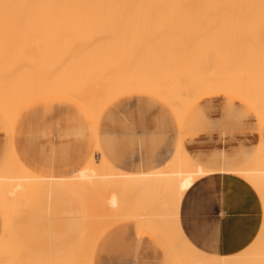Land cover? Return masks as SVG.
Instances as JSON below:
<instances>
[{"label": "crops", "instance_id": "obj_1", "mask_svg": "<svg viewBox=\"0 0 264 264\" xmlns=\"http://www.w3.org/2000/svg\"><path fill=\"white\" fill-rule=\"evenodd\" d=\"M219 94L230 98V106L233 100L237 101L226 93L213 95ZM39 102L26 107L13 128L12 147L24 167L20 169V177L2 181L0 204H4L5 213L0 251H3L4 264H29V259L36 257L32 253L24 254L25 250L36 248L30 244L32 238L27 239V214L34 213L40 219L48 211H67L73 206L80 207L99 232L88 248L92 250L89 253L92 261L88 260L87 264H172L168 250L191 249L208 256L229 257L245 249L264 248V232L261 231L264 204L260 195L239 175L220 173L222 160L209 154L224 151L231 157L241 149H256L260 141L264 144V123L260 134L236 136L223 143L214 131L211 137L202 134L192 144L185 145L186 133L197 124L196 106L182 120L178 138L177 123L170 111L146 96H124L115 100L103 110L97 124L67 99ZM219 121V116H213L212 126L216 128ZM0 130L7 137L2 148L3 137L0 136L1 162L10 142L1 117ZM96 147L119 171L157 175L164 170L165 177L154 179L166 181V186H181L179 210L168 215L172 218L168 228L180 234L179 237L167 240L160 232L153 241L141 234L138 237L133 225L121 224L131 220L111 227L105 224L104 219L116 213L108 208L109 198L114 201L116 194H109L106 187H117L120 182L114 178L75 176L87 169ZM179 150L182 159L178 162ZM257 180L264 182V178ZM135 183L141 185L140 178ZM68 186L73 190L67 191ZM94 187L100 190V201L88 199L83 193ZM172 200L178 201V195H172ZM0 217L2 219L1 213ZM141 230L148 236L155 234ZM81 261L74 259L75 263Z\"/></svg>", "mask_w": 264, "mask_h": 264}, {"label": "bare ground", "instance_id": "obj_2", "mask_svg": "<svg viewBox=\"0 0 264 264\" xmlns=\"http://www.w3.org/2000/svg\"><path fill=\"white\" fill-rule=\"evenodd\" d=\"M257 16L264 17V0H0V117L5 121L10 137L9 150L0 162V193H3L2 181L20 177V169L24 167L14 153L12 133L19 114L26 107L45 99H67L94 122V105L102 103L106 107L130 94H149L169 106V99L162 94L174 82L162 77L160 71L170 67L175 56L185 55L192 57L193 61L192 53L196 54L204 47V52H207L209 48L206 46L210 44L216 50L215 41L220 38L229 40L232 37L234 42L231 41V46L234 49L230 48L234 61L238 58L242 61L241 56L252 54L251 66L248 63L250 67L246 64L244 66L247 67L241 66V70L232 69V76L214 70L204 78L190 79L186 95L197 102L203 96L228 92L247 103L262 127L264 55L260 54H264V39L258 40L255 32L254 37L247 33L245 37L252 36L253 44L245 43L247 38L243 40L244 33L242 35L235 29L226 37L227 32L222 26L226 22L240 25L254 23ZM238 37L245 44L242 45L243 41H239ZM203 40L208 43L200 44ZM45 54L49 55V60L41 59L40 55L46 57ZM33 62L34 66L29 64L32 66L26 67L27 63ZM65 82L68 84L63 85ZM255 83L259 85L257 88H254L257 85L252 86ZM92 93L97 96L91 98ZM97 149L99 158L94 155L87 169L103 168V171H91L90 174L118 179L121 187L114 186L117 190L109 187V194L115 193L116 196L114 201L109 198L108 204L115 212L119 210L133 219L136 210H143L140 208L142 202L138 207H135L136 202L128 203L129 196L137 198L139 185L135 183L136 179L140 178L142 185L148 183L152 175L119 171L109 163L100 148ZM181 155L179 150L176 155L178 162L182 159ZM239 155L264 160V144L260 141L257 150L241 149ZM66 190H73V187L68 186ZM84 195L91 200L101 196L95 191ZM119 195H123V202L118 201ZM160 202L153 208L154 212L164 207ZM0 213L4 230V204H0ZM136 225L148 231L153 229L148 221L142 219ZM247 250L229 257L215 256L213 264H254L256 259L264 258V248ZM181 260L184 264V257ZM194 260L193 255L188 257L189 264H194ZM0 264H4L3 251H0ZM29 264L79 263L71 257L50 260L35 257L29 259Z\"/></svg>", "mask_w": 264, "mask_h": 264}, {"label": "rangeland", "instance_id": "obj_3", "mask_svg": "<svg viewBox=\"0 0 264 264\" xmlns=\"http://www.w3.org/2000/svg\"><path fill=\"white\" fill-rule=\"evenodd\" d=\"M249 19H251V17ZM263 22H264V17L257 16V18L254 19V23H244L240 25L237 23H227L226 22L222 26L224 27L223 29L224 32H227L226 37L228 35L230 36L229 32H231L232 30L238 29L242 35L245 34L243 38L244 41L247 38L246 39L247 42L245 43H248V42L251 43L253 39L251 37L252 36L254 37L255 33H256L255 37H257L258 40L264 39ZM247 33H249L248 35L250 34H253V35L245 37ZM177 38H181V37H177ZM238 38L235 39L237 44H238L237 42ZM229 40L228 38L217 39L215 41L217 43L216 45L218 46L216 50L215 48L212 49L211 44L209 45V47L206 46L207 49L208 48L210 49L211 47V50L208 49L207 52H204L205 47H204V50L202 49L203 51L198 50L200 52L196 54L200 55L199 58H197L198 56H195L196 54L192 53L193 58H195L193 59V61L196 60L198 64L196 63V61H195L196 64L195 63L190 64L191 62H193L190 59L192 57L189 58L188 56H185V55H178L171 59L170 67L160 71V75L162 77L168 78L172 82H174L173 84L170 85V87L166 90V92L162 94V96L167 97L169 99V102H170L169 106L166 103H164L162 100L152 95H149V94L147 95L143 93V94H132V95H126V96H134V95L146 96L156 101L158 104H161L165 108H167L170 111V113L173 115L177 123L178 136H179L178 138H180L181 136L180 130H181L182 120L186 118L187 116H189L191 114V111L196 106V113L198 115L197 124L192 129H190L189 132L186 133L185 145L192 144L195 141V138H197L199 135H202V134L211 137L214 131L218 133L219 142H223V143H226L234 139L236 136H244L249 133L260 134L261 126L259 125L254 112L247 105V103L244 102L243 100L236 97L237 101L233 100V105L230 106V98L224 94L210 95L207 97L203 96L197 102L191 101L186 95L187 81L190 79L204 78L207 74L213 73L214 70L220 71V73L222 74L232 76V69L239 68L241 70L242 68L241 66L245 67L244 65L246 64L248 66V63H250L251 61L250 56L252 57V54L247 53L248 58L246 56H241L243 62L246 59L247 61V62L245 61L246 63L239 61V58L234 61L233 51L230 48V47L233 48V46H231L232 44L231 41H233L232 37H229ZM239 41H241V38H239ZM244 41L242 42V45L245 44ZM207 43H208L207 40H203L200 44L206 45ZM249 47L251 46L249 45ZM208 52H210L211 54ZM260 55L263 56L264 54H260ZM42 56L40 55L41 59H46V58L48 60L50 59L49 55L47 54H45L46 57H44V55ZM243 57H246V58L243 60ZM237 61L240 62V64L237 63ZM233 62H236V64L234 63L233 68H232ZM33 63H27V65L26 64H23V65H26V67L27 66L30 67L32 65L33 66L35 65V63L34 64ZM29 64H32V65H29ZM250 66H251V63H250ZM56 72H60V71L56 70ZM4 74H7V73L4 72ZM67 84L68 82L63 83V85H67ZM256 85L257 84L255 83V85L253 84L252 86L254 87ZM258 86L259 85H257L254 88H257ZM225 93L231 95L228 92H225ZM95 96H97V94L92 93L91 98ZM104 107H105V104H102V103H99L96 106L94 105L93 112L95 114L94 116L95 124H97L99 115L102 112V110L106 108ZM213 116H219L220 118V121L218 122V125L216 128L212 126L211 118ZM1 132L2 131L0 130V136L3 137V140H2V148H3L5 146L7 137L5 134ZM178 143H179V140H178ZM258 148H259V144L256 149H252V150H257ZM239 152L240 150L231 157L228 156L224 151H213L209 154L217 155L218 161L222 160V168H221L220 173L230 172V173H234L242 177L244 180H246L250 185H252L256 189V191L260 195L262 203L264 204V182L257 180L260 178H264V160L261 159L260 161H257L256 157L254 156H251L250 158H245L239 155ZM94 155L96 158L98 157L97 147H96ZM103 170H104L103 168H99V169H86L85 168L77 173V177L95 178L98 176L95 174H90V172L91 171L100 172ZM100 176L107 177L106 175H100ZM205 176H207V174ZM163 177H165L164 170L157 175H152L151 178L148 180L149 184L146 183V184L139 185L138 188L136 189L137 193L135 196L137 198L139 197L138 200L137 198L134 199L132 198V196H129L130 202L128 203L136 202L135 204L136 205L138 204V205L137 206L135 205V207L140 206L139 204L142 202V205L140 206V208H143V210L142 209L136 210L137 212L133 215V219L130 215L124 214L123 212L116 210L115 214H111L106 217L108 219L105 220V224L111 227L119 222L127 221V220L134 221L135 223L138 224V222H140V220L142 219V220L148 221L152 225L153 229L151 232L155 233L153 236H148L143 230H141L142 228L138 227V225L136 227L134 222L130 221L129 223L125 222L121 224L133 225L135 227L138 237H139V234H141L142 236L148 237L152 239L153 241L158 238L156 235L160 236L159 235L160 232L163 233V237L164 238L166 237L167 240H169L171 237H179L180 234L178 235L172 229L168 228L172 224L171 222L172 218L168 217V215L170 216V212L172 211L179 210V205L181 202L179 195L182 192L181 186H168V185L166 186V181L164 180L157 181L154 179V178H163ZM109 187L115 188L114 186H110V185L107 186L106 188L109 189ZM118 187L120 188L121 186H117V188ZM93 191L100 193V190H97L96 188L92 190H85L83 193H88V192L90 193ZM172 195L173 197L174 195H178L179 200L178 201L172 200ZM96 199L100 201V198L98 196L96 197ZM117 199L120 202L124 201L123 195H119ZM158 200H162L161 202L164 207L161 210L159 211L156 210V212H154L155 209L153 208H155L156 204L160 202ZM151 206L153 210L151 209ZM108 208L110 210L113 209L109 205H108ZM26 217L28 218L25 223L27 226L26 230L28 232V234H26L28 236L27 239L29 240L32 238L33 242H30V241L29 242L34 247L36 246V248L25 250L24 251L25 255L27 253H32L36 257H43L46 260L47 259L50 260L51 258H54V257L57 259L71 257L73 260L74 259L82 260L80 264H87L88 260L92 261V256H89V253L92 250L88 248H90L91 245H93L92 242L95 241L94 236L95 235L97 236L99 232L97 231V227L93 226L92 220L89 218H86V215L80 210V207L73 206V207H70L69 210L67 211L56 209L54 210L53 213L48 211L45 213V216L44 217L42 216L40 219L38 218V215L34 213L27 214ZM1 223H2V219L0 217V232H1ZM98 227H101V224ZM1 235H4L3 231ZM26 244L28 243L26 242ZM247 251L249 252L255 251V249H249ZM167 254L169 255L170 258H172V264H181L182 257H184V264H189L188 257L190 255H193L195 257L194 264H213V260H215V256H208V255L201 253L198 250H191V249L182 250V251L168 250ZM263 263H264V258L262 257L259 260L256 259V262L254 264H263Z\"/></svg>", "mask_w": 264, "mask_h": 264}]
</instances>
